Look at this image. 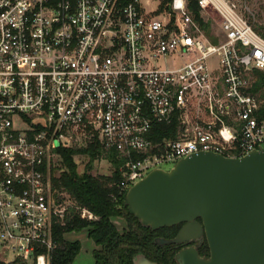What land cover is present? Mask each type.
<instances>
[{
  "label": "built area",
  "instance_id": "2783aa9c",
  "mask_svg": "<svg viewBox=\"0 0 264 264\" xmlns=\"http://www.w3.org/2000/svg\"><path fill=\"white\" fill-rule=\"evenodd\" d=\"M195 2L201 23L188 0H0V261L49 264L54 224L78 210L51 189L59 148L114 151L116 196L198 151L264 148V38L245 0ZM174 122L175 139H153Z\"/></svg>",
  "mask_w": 264,
  "mask_h": 264
},
{
  "label": "water",
  "instance_id": "95a60500",
  "mask_svg": "<svg viewBox=\"0 0 264 264\" xmlns=\"http://www.w3.org/2000/svg\"><path fill=\"white\" fill-rule=\"evenodd\" d=\"M124 205L151 231L181 225L159 247L180 249L176 264H264V148L240 156L198 151L170 168H154L126 191ZM199 220V221H198ZM132 264H157L138 253Z\"/></svg>",
  "mask_w": 264,
  "mask_h": 264
},
{
  "label": "trees",
  "instance_id": "16d2710c",
  "mask_svg": "<svg viewBox=\"0 0 264 264\" xmlns=\"http://www.w3.org/2000/svg\"><path fill=\"white\" fill-rule=\"evenodd\" d=\"M189 10L194 18L199 19L195 0H188ZM203 25V23H202ZM208 27L205 31L208 35ZM254 30L264 38V32ZM211 41L216 39L211 37ZM256 82L253 93L261 92L264 96V73H255ZM178 126L154 124L153 139L160 141L162 138L175 139ZM60 164L58 167H50V183L52 189L58 192L55 197L59 201L70 200L75 208L68 209V215L64 217L63 224H54L52 237L56 243V249L51 255L49 264H72L80 250L78 240L67 241L64 236L69 233L85 231L86 236L95 245L92 251V264H132L133 258L143 254L148 260L157 264H176L174 256L179 247L168 245L159 247L154 244L155 238L171 239L175 236L178 227L162 228L151 231L142 227L124 205L125 193L116 196L114 185L121 179L118 169L123 159H118L114 151H104L97 140H93L86 148L57 150ZM83 155L87 158L85 169L78 173L73 156ZM104 158L113 171L108 177H96L89 173L95 160ZM57 171H60L57 173ZM84 209L95 219L87 220L80 217V211ZM122 220L124 227L121 231L114 224L115 220ZM199 221V220H198ZM200 256L208 255L205 240L198 249ZM0 264H28L21 261L3 262Z\"/></svg>",
  "mask_w": 264,
  "mask_h": 264
},
{
  "label": "rangeland",
  "instance_id": "374dc122",
  "mask_svg": "<svg viewBox=\"0 0 264 264\" xmlns=\"http://www.w3.org/2000/svg\"><path fill=\"white\" fill-rule=\"evenodd\" d=\"M144 5H146V9H156V7L159 4V0H140ZM167 1V0H164ZM238 5L243 4V0H236ZM245 4L247 6V10L245 11L244 17L248 19V21L252 24V27L260 32H264V0H245ZM243 10V9H241ZM203 18H208L212 21L214 31L217 30V20L216 17L211 14V12H208L207 14L202 15ZM200 19V18H199ZM216 21H213V20ZM201 20V19H200ZM210 63H212V66L214 67V60H212ZM168 65L172 66V61H168ZM83 148V147H82ZM79 148V149H82ZM78 149V148H77ZM60 158L56 157L52 161V167H58L60 164ZM74 163L76 165V170L78 173H82L85 169V165L87 163V158L83 155H75L73 156ZM172 165L167 166L166 168H170ZM113 169L110 165V163L105 160L104 158L95 160L94 163L91 166V170L89 173L96 177H108L111 175ZM60 171H57L59 173ZM50 173V170H49ZM51 185V183H50ZM52 189V187H51ZM53 190V189H52ZM54 191V190H53ZM55 193L58 194V192L55 190ZM63 205H72L73 203L69 200H65L62 202ZM115 226L119 231H121L124 227V223L122 220H115L114 221ZM64 238L67 241H74L78 240L80 242V250L78 255L75 257L72 264H92L93 258H92V251L95 249V245L91 240H89L86 236L85 231H81L80 233H69L64 236ZM2 254V253H1ZM0 254V255H1ZM3 257L7 260L11 259V255L9 253L3 254Z\"/></svg>",
  "mask_w": 264,
  "mask_h": 264
},
{
  "label": "flooded vegetation",
  "instance_id": "af4514ba",
  "mask_svg": "<svg viewBox=\"0 0 264 264\" xmlns=\"http://www.w3.org/2000/svg\"><path fill=\"white\" fill-rule=\"evenodd\" d=\"M166 166H164L163 168H165ZM180 227H181V225L178 227V230H177V232L179 231V229H180ZM177 232H176V234H177ZM175 234V235H176ZM175 237V236H174ZM173 237V238H174ZM190 246H192V247H194L195 249H197V251H198V249L201 247V243H185V244H181V245H178L177 247H179L178 248V250H177V252L180 250V249H182V248H186V247H190ZM199 253V252H198ZM203 257H208V255H206V256H203Z\"/></svg>",
  "mask_w": 264,
  "mask_h": 264
}]
</instances>
